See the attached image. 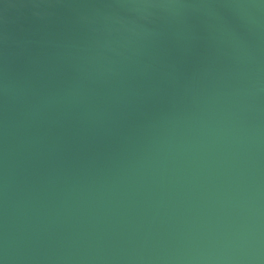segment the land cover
Returning <instances> with one entry per match:
<instances>
[{"label": "water", "instance_id": "1", "mask_svg": "<svg viewBox=\"0 0 264 264\" xmlns=\"http://www.w3.org/2000/svg\"><path fill=\"white\" fill-rule=\"evenodd\" d=\"M0 264H264V0H0Z\"/></svg>", "mask_w": 264, "mask_h": 264}]
</instances>
